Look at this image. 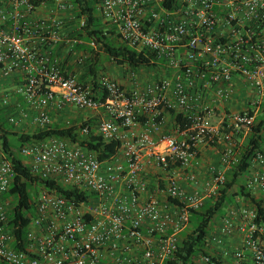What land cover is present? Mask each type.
<instances>
[{
  "label": "built area",
  "instance_id": "2783aa9c",
  "mask_svg": "<svg viewBox=\"0 0 264 264\" xmlns=\"http://www.w3.org/2000/svg\"><path fill=\"white\" fill-rule=\"evenodd\" d=\"M96 8L107 30L153 53L166 74L141 88L132 72L129 90L102 77L106 95L98 97L66 75L49 50L75 43L68 32L85 25L73 0H0V72L22 75L16 92L30 108L12 112L10 124L19 128L33 110L35 129H45L54 125V110L76 108L85 122L95 121L80 128L82 135L119 144L105 161L60 136L20 148L35 176L87 196L70 201L40 187L26 250L14 247L9 211L15 200L7 194L17 173L0 147V264H166L192 211L219 194L238 163L240 144L264 104V0H179L170 9L159 0H97ZM83 60L78 57L79 64ZM1 104L9 105L6 96ZM167 112L184 114L189 127L179 131L174 121L176 135L165 133ZM72 120L68 116L66 127ZM220 141L212 177L201 190L188 191L184 181L198 184L191 168L199 164L200 146ZM245 186L264 206V139ZM193 264H264L258 208L242 197L226 204Z\"/></svg>",
  "mask_w": 264,
  "mask_h": 264
},
{
  "label": "trees",
  "instance_id": "16d2710c",
  "mask_svg": "<svg viewBox=\"0 0 264 264\" xmlns=\"http://www.w3.org/2000/svg\"><path fill=\"white\" fill-rule=\"evenodd\" d=\"M159 1L165 8L169 9L174 8L179 3V0ZM73 2L76 10L79 11L77 18L84 16L85 25L78 30L68 32L67 36L76 41L69 45V54L73 58L84 56L82 66L85 72L78 75L77 79L82 85L91 86L98 97L103 96L104 98L106 95L100 83V60L103 54L118 66H127L133 72L140 68L157 67L161 64L153 53L131 48L120 40V36L114 30H107L97 11V0H73ZM72 24H76V21ZM92 42L96 44V48L90 45ZM76 59L78 60V58ZM64 66L61 64L62 70H64ZM167 113L178 124L179 131L189 127L184 114ZM6 122H9V116H0V145L11 158L17 173L7 194V197L13 196L15 200L14 207L9 211L10 227L15 236L14 247L26 250L28 246L27 232L34 211L32 199L39 192L34 194L35 190L40 187L54 188L59 195L70 201H82L87 196L74 188L56 185L52 181L35 176L31 172L30 166L25 163L24 158L19 155L20 148L24 144H30L48 136H60L96 151L98 159L105 161L117 152L119 144L118 142H105L100 137L85 136L79 132L82 126L95 124L94 119H90L88 122H82L81 119L72 120L70 127H66L62 123L54 124L45 129L37 128L32 133L13 132L12 135L16 137V140H12L9 133L4 130ZM263 139L264 104L256 117L254 126L247 134L244 144L239 148L238 163L226 174L225 183L219 194L207 201L200 209L192 211L190 226L182 234L179 249L174 258L167 261L166 264H193L194 259L201 252H204L205 237L208 234L211 220L220 216L225 205L234 201L236 197H242L253 203L259 210V221L264 224V206L247 192L245 186L251 159L261 147Z\"/></svg>",
  "mask_w": 264,
  "mask_h": 264
},
{
  "label": "crops",
  "instance_id": "0c3cea01",
  "mask_svg": "<svg viewBox=\"0 0 264 264\" xmlns=\"http://www.w3.org/2000/svg\"><path fill=\"white\" fill-rule=\"evenodd\" d=\"M114 32L116 31L114 30ZM69 45L70 44H67L66 42L58 43V44L52 45L49 48V50L54 56H57L61 59L60 60L61 64L65 65L63 71L66 75L74 74L77 77L78 75L83 74L85 70L84 68L76 64V61L74 60L73 57H70ZM129 80L130 82L128 81L126 86L129 89H131L134 83L131 81L130 77H129ZM135 82L137 83V79L135 80ZM22 83H23V77L21 74L16 73L12 75L11 77H4L1 75V72H0V116L1 117H8L10 116L12 112L15 113L16 111L20 109L27 110L28 112H30V108L24 96L16 92L17 87H19ZM5 96L8 98V101H9V105L7 107H3L1 104V99ZM68 113H69L68 111L57 112L54 110L52 112L54 124L64 123V121L69 116ZM33 114H34V111L31 110L29 118L25 122H23L19 128L13 127L9 122H8L9 127L4 126V130H6V132L9 133V137H11L12 140L13 138H15L14 140H16V137L12 135L13 132L32 133L35 130V125L32 122ZM85 115L86 114H82V116H80V118H82L81 119L82 121H84ZM166 120H167V125L168 123H170V125L171 123H173V125L175 124L171 116L166 115ZM208 145L209 144L200 146L199 164L193 165L191 168V172H193L198 178V184H193V183L191 184L186 181L183 182L185 188L188 191H192L194 189L201 190L203 188L204 182L212 177L209 171V167L214 164L215 165L220 164V159H221V154L223 151L224 143L221 141L218 142L216 144L218 146V149L208 148Z\"/></svg>",
  "mask_w": 264,
  "mask_h": 264
},
{
  "label": "rangeland",
  "instance_id": "374dc122",
  "mask_svg": "<svg viewBox=\"0 0 264 264\" xmlns=\"http://www.w3.org/2000/svg\"><path fill=\"white\" fill-rule=\"evenodd\" d=\"M102 54V53H101ZM78 58V57H76ZM74 58L76 61V64L82 66V64L78 63V60ZM100 79L102 77H109L115 80L117 83L120 84L124 89L129 90V88L126 86L127 82L129 80L130 75L132 74V70L127 67V66H118L115 62L109 60L105 54L101 56L100 60ZM136 75L137 83L139 87H143L146 84L153 82L157 80L158 78L162 77L163 75L166 74V71L164 68L161 66V64L157 67H151V68H140L137 71L134 72ZM130 84V83H129ZM244 97H246V92L243 90ZM68 115L70 118H73V120H80V116H82V113H80L76 108H69L68 109ZM92 116V115H90ZM167 116H170L167 114ZM169 119V118H168ZM170 120V119H169ZM6 127H9V123L6 122L5 124ZM165 133L170 134V135H176V128L174 127L173 123H168V125L164 128L163 130ZM15 138H13L14 140ZM243 138L240 139V141ZM245 140V139H244ZM217 143H212L208 145V148H217L218 146L216 145ZM244 144V141L242 144H240V147ZM239 147V148H240ZM215 165V164H214ZM39 191V188L35 190L34 194Z\"/></svg>",
  "mask_w": 264,
  "mask_h": 264
}]
</instances>
